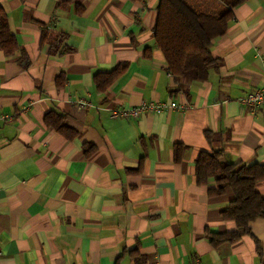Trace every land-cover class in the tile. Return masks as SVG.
<instances>
[{
    "label": "crops",
    "instance_id": "1",
    "mask_svg": "<svg viewBox=\"0 0 264 264\" xmlns=\"http://www.w3.org/2000/svg\"><path fill=\"white\" fill-rule=\"evenodd\" d=\"M158 2L0 0L17 44L0 50V264H264V219L212 246L210 232L235 229L221 216L232 194L209 196L212 179L195 177L201 152L264 166V104L238 102L264 82V0L234 9L204 82L167 72ZM167 101L179 108L110 113ZM255 189L264 198V180Z\"/></svg>",
    "mask_w": 264,
    "mask_h": 264
},
{
    "label": "trees",
    "instance_id": "2",
    "mask_svg": "<svg viewBox=\"0 0 264 264\" xmlns=\"http://www.w3.org/2000/svg\"><path fill=\"white\" fill-rule=\"evenodd\" d=\"M245 1L159 0L153 40L164 57L167 72L176 78L206 81L209 71L218 63L211 55L213 42L226 34L234 9ZM16 49L7 17L0 9V50L10 56ZM125 69L126 64H118L108 73L97 74L94 77L97 90L104 92ZM49 125L63 131L61 121ZM181 150L184 148L177 146L175 161L180 160ZM220 156L219 151L201 152L195 162L196 183L207 185L212 179L214 186L208 190L209 196L222 195L226 190L232 194V200L221 216L225 221L233 222L235 229L224 234L210 232L209 241L214 247L250 235L251 223L264 219V198L255 189L256 184L264 180V166L220 162Z\"/></svg>",
    "mask_w": 264,
    "mask_h": 264
},
{
    "label": "built area",
    "instance_id": "3",
    "mask_svg": "<svg viewBox=\"0 0 264 264\" xmlns=\"http://www.w3.org/2000/svg\"><path fill=\"white\" fill-rule=\"evenodd\" d=\"M263 76H264V65H263ZM238 102L244 108H247L251 112H256L264 104V82L263 84L254 89L253 91L247 93L238 99ZM77 105L80 107H86L88 105L84 100L77 102ZM179 108L176 104L171 101L167 102H141L138 106L130 107H119L111 109L112 118H121V119H136L139 116L145 113H163L167 110ZM26 109V108H25ZM5 118V116H0V120Z\"/></svg>",
    "mask_w": 264,
    "mask_h": 264
}]
</instances>
